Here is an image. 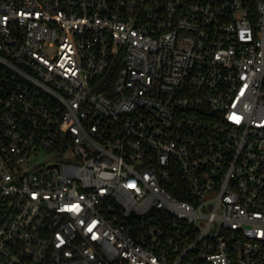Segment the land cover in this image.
I'll list each match as a JSON object with an SVG mask.
<instances>
[{
    "label": "built area",
    "instance_id": "obj_1",
    "mask_svg": "<svg viewBox=\"0 0 264 264\" xmlns=\"http://www.w3.org/2000/svg\"><path fill=\"white\" fill-rule=\"evenodd\" d=\"M0 264H264V0H0Z\"/></svg>",
    "mask_w": 264,
    "mask_h": 264
},
{
    "label": "rangeland",
    "instance_id": "obj_2",
    "mask_svg": "<svg viewBox=\"0 0 264 264\" xmlns=\"http://www.w3.org/2000/svg\"><path fill=\"white\" fill-rule=\"evenodd\" d=\"M55 157V155H52V154H48V153H42L38 156H36L34 158V162L35 163H38V162H47L49 161L50 159H53ZM64 158H67V159H70L72 156H71V153L70 152H67L63 155Z\"/></svg>",
    "mask_w": 264,
    "mask_h": 264
}]
</instances>
